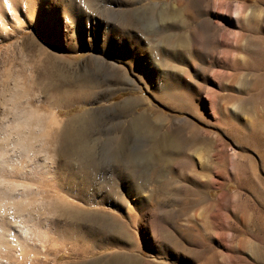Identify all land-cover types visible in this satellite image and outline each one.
I'll use <instances>...</instances> for the list:
<instances>
[{
	"label": "rangeland",
	"instance_id": "rangeland-1",
	"mask_svg": "<svg viewBox=\"0 0 264 264\" xmlns=\"http://www.w3.org/2000/svg\"><path fill=\"white\" fill-rule=\"evenodd\" d=\"M0 230V264H264V0H0Z\"/></svg>",
	"mask_w": 264,
	"mask_h": 264
},
{
	"label": "bare ground",
	"instance_id": "bare-ground-1",
	"mask_svg": "<svg viewBox=\"0 0 264 264\" xmlns=\"http://www.w3.org/2000/svg\"><path fill=\"white\" fill-rule=\"evenodd\" d=\"M124 104L127 105V104H129V102H128V101H125ZM124 104H123V105H124ZM123 105H122L121 108H122V109H125V106H123ZM142 119H143L144 122H150V121H149L150 119H149V116H148V115H143V116H142ZM51 121H52V120H51ZM52 122H53V121H52ZM172 130H173V129H172ZM176 130H178V132L175 131L176 133H181L182 128L179 127V128L176 129ZM174 134H175V133H174ZM177 136H178V135H177ZM63 214H64V213H62V215H63ZM22 227H23V226H21V230H22ZM1 229H2V227H1ZM17 230H19V232H20V229H17ZM0 231H1V230H0ZM14 231H15V229H14ZM22 231H24V230H22ZM23 238H24V237H23ZM174 244H175V243H174Z\"/></svg>",
	"mask_w": 264,
	"mask_h": 264
}]
</instances>
